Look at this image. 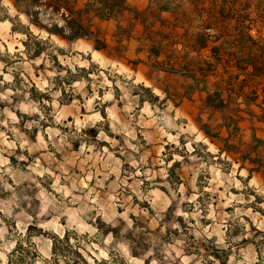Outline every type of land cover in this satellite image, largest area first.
<instances>
[{"label":"rangeland","instance_id":"374dc122","mask_svg":"<svg viewBox=\"0 0 264 264\" xmlns=\"http://www.w3.org/2000/svg\"><path fill=\"white\" fill-rule=\"evenodd\" d=\"M172 1L132 29L95 12L91 41H64L0 0V264H222L184 252L187 228L226 264H264L260 175L183 92L203 59L191 41L255 46L264 0Z\"/></svg>","mask_w":264,"mask_h":264},{"label":"crops","instance_id":"0c3cea01","mask_svg":"<svg viewBox=\"0 0 264 264\" xmlns=\"http://www.w3.org/2000/svg\"><path fill=\"white\" fill-rule=\"evenodd\" d=\"M123 2L124 6L116 17L101 18L98 15L95 17L102 24L119 23L127 29H132L142 25L141 19L137 17L138 13L146 14L154 9L161 16L167 17L179 10L177 2L172 0H123ZM153 4L155 8L152 7ZM94 8H100V4L95 3ZM90 15H95V11L92 10ZM176 28L184 31L188 27L177 25ZM160 39H163V36H160ZM215 40L216 46L210 48L208 56L201 54L204 49H208V40L205 37L200 35L191 41L194 44L193 50L203 59L197 71L189 72L188 84L183 90L184 100L194 102L195 95L200 96L199 108L218 117L215 122V126L218 127L214 128V131L222 136L234 137L232 154L251 162L252 174H259L264 184V37L254 38L256 50L255 46L249 47L245 41L237 39L231 55L228 52L225 55L217 46L219 40L217 38ZM223 56L227 60L224 65L226 72ZM215 90H218L224 99L221 108L206 103L207 95ZM229 117H233L231 125Z\"/></svg>","mask_w":264,"mask_h":264},{"label":"trees","instance_id":"16d2710c","mask_svg":"<svg viewBox=\"0 0 264 264\" xmlns=\"http://www.w3.org/2000/svg\"><path fill=\"white\" fill-rule=\"evenodd\" d=\"M15 7L21 14H25L30 24L39 28L42 31L47 32L49 37L55 35L57 38L64 41H91V36L94 34V31L87 23L90 19V13L92 10L97 12V15L101 18L116 17L119 11L123 8V0H13ZM82 2L83 6H77L78 2ZM95 3L100 4V8H94ZM43 14H46L47 23L39 21V17ZM96 15V16H97ZM96 41V40H95ZM41 40H34L35 50L33 56H39L43 51L41 45ZM98 43H101L97 39L96 44L93 43V47L96 49H102L107 46L106 42L103 43V46H99ZM25 46L28 48L29 43L27 40L24 41ZM146 90H150L149 87H145ZM157 99L158 96H155ZM223 98L218 90H215L213 93L208 94L206 97V103L214 106L215 108H221L223 106ZM208 137L214 139V137H224L225 143L220 148V151H232L233 144L228 140L230 136H222L219 132L213 131L209 126L203 127L202 129ZM229 143V144H228ZM246 161V158H242ZM180 161H175L173 166H179ZM251 177V170L248 169ZM170 171H173L170 168ZM180 177L177 176V180ZM165 189V188H164ZM171 209V207H170ZM170 212V211H169ZM189 228L184 229L185 234L182 238L183 250L188 255L195 256H212L213 258L218 259L222 264H226V261L229 256V250H226L225 258H220V256L215 252L219 245L216 243V236L210 238L203 236L202 238L197 237L193 232H188ZM67 235L64 236L63 240L67 239ZM205 242H212V248L206 246ZM211 245V244H210ZM56 249V248H54ZM222 259V260H221ZM210 264H217L208 258ZM218 262V263H219Z\"/></svg>","mask_w":264,"mask_h":264}]
</instances>
